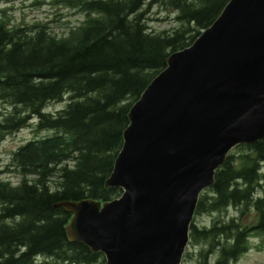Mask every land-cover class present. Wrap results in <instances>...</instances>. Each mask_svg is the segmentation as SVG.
<instances>
[{"label":"trees","instance_id":"16d2710c","mask_svg":"<svg viewBox=\"0 0 264 264\" xmlns=\"http://www.w3.org/2000/svg\"><path fill=\"white\" fill-rule=\"evenodd\" d=\"M229 1L63 0L84 19L61 36L46 26H10L0 19V103L7 110L0 141L27 126L35 134L53 133L12 154L7 170L17 183L0 178V264L105 263L101 253L68 241L71 215L54 205L120 196L105 181L130 108L169 55L190 46ZM154 6L171 14V29L150 28ZM64 100L62 109L46 112ZM237 146L242 150L226 156L213 186L199 196L194 214L222 218L208 228L190 225L189 241L200 245L195 264H235L251 238L264 250V142ZM230 209L237 215L223 219Z\"/></svg>","mask_w":264,"mask_h":264},{"label":"water","instance_id":"95a60500","mask_svg":"<svg viewBox=\"0 0 264 264\" xmlns=\"http://www.w3.org/2000/svg\"><path fill=\"white\" fill-rule=\"evenodd\" d=\"M108 202L61 201L65 232L105 264H180L199 195L237 145L264 142V0H230L128 113Z\"/></svg>","mask_w":264,"mask_h":264},{"label":"rangeland","instance_id":"374dc122","mask_svg":"<svg viewBox=\"0 0 264 264\" xmlns=\"http://www.w3.org/2000/svg\"><path fill=\"white\" fill-rule=\"evenodd\" d=\"M63 0H9L6 3H0V19L6 21L10 26H46L50 33L61 36L69 28L78 25L84 16L79 9L67 7ZM148 25L153 31L169 30L174 26L171 14L158 6H154L149 11L147 17ZM65 100L61 103H52L45 108L46 112L54 113L65 106ZM6 107L0 103V118L6 113ZM52 132H41L35 134L32 126H27L18 132L6 135L0 141V178L10 180L12 183L18 182V176L7 170L12 154L22 145L33 138H44L52 136ZM241 148L235 146L229 153H237ZM228 153V154H229ZM264 192V182L262 183L261 193ZM233 209L226 213L228 217L236 216ZM222 218L217 214H194L191 224L198 228H208L212 222ZM247 218V217H246ZM258 238L250 239V249L243 254L235 264H264V250L260 247ZM200 245H192L190 241L186 246L185 252L190 256L183 258L181 264H195L196 254ZM185 260V261H184ZM105 264V263H104Z\"/></svg>","mask_w":264,"mask_h":264},{"label":"bare ground","instance_id":"6f19581e","mask_svg":"<svg viewBox=\"0 0 264 264\" xmlns=\"http://www.w3.org/2000/svg\"><path fill=\"white\" fill-rule=\"evenodd\" d=\"M207 29V28H206ZM204 31V30H203ZM202 32V31H201ZM189 47V46H188ZM187 48V47H186ZM185 49V48H184ZM181 51V50H180ZM124 132V131H123ZM18 164V163H17ZM218 170V169H217ZM200 196V195H199ZM198 200H199V197H198ZM197 203H198V201H197ZM197 205V204H196ZM196 208V207H195ZM191 225V224H190ZM189 228H190V226H189ZM188 235H189V232H188ZM186 249V248H185ZM185 249H184V252H183V256H182V259H183V257H184V255L186 254V252H185ZM182 259H181V261H182ZM181 264V263H180Z\"/></svg>","mask_w":264,"mask_h":264}]
</instances>
